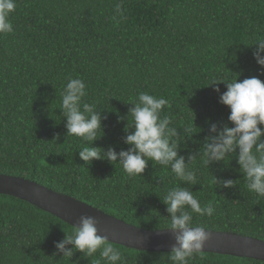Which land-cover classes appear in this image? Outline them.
Returning <instances> with one entry per match:
<instances>
[{
  "label": "trees",
  "instance_id": "trees-1",
  "mask_svg": "<svg viewBox=\"0 0 264 264\" xmlns=\"http://www.w3.org/2000/svg\"><path fill=\"white\" fill-rule=\"evenodd\" d=\"M13 31L0 34V174L36 182L74 197L126 224L164 230L170 214L162 198L178 184L193 192L212 217L192 213L193 225L264 241V198L246 188L235 154L210 164L199 158L209 122L232 126L211 78L225 83L264 72L253 52L264 38V0H15ZM80 78L104 119L92 145L67 137L59 109L67 78ZM221 93L226 84H219ZM146 92L165 98L180 135L179 155H196L197 183L184 184L170 168L149 162L142 176L118 163L87 165L83 147L128 150L125 127L131 105ZM129 116V117H128ZM191 126L193 135L184 130ZM102 133L98 136L100 138ZM59 137V139H57ZM215 178L237 182L222 189ZM73 227L14 197L0 195V264H91L82 253L63 257L55 242ZM123 264H172L170 253L120 245ZM72 248V245H68ZM97 253L91 259L94 261ZM188 264H264L200 253Z\"/></svg>",
  "mask_w": 264,
  "mask_h": 264
},
{
  "label": "clouds",
  "instance_id": "clouds-1",
  "mask_svg": "<svg viewBox=\"0 0 264 264\" xmlns=\"http://www.w3.org/2000/svg\"><path fill=\"white\" fill-rule=\"evenodd\" d=\"M15 8V0H0V34L13 31L10 18ZM254 46L258 48L253 56L264 69V38L257 39ZM261 74L264 75V72ZM222 83L227 87L223 93L218 87ZM208 87H213L219 94V103L230 109L228 120L232 126L221 128L220 124L209 122V135L199 158L209 168L210 164L225 163L230 154H235L234 159L243 174L247 191L257 199L264 198V82L256 76L227 83L222 78L213 77ZM87 95L85 82L69 76L59 109L67 121V137L74 136L92 145L104 135V117L96 111L94 103L84 102ZM168 103L165 98L139 93L129 111L131 122L128 120L124 129L127 133L124 143L129 146L128 150L117 153L111 147L107 150L83 147L78 153L80 159L87 165L101 160L113 165L118 163L132 177L142 176L149 162H153L154 166L170 168L178 181L195 185L197 174L192 165L198 157L190 154L186 161L184 156L179 155L182 135L171 126L172 121L167 115L161 116ZM184 134L187 137L193 135L191 126L184 130ZM215 182L222 189H234L238 181L215 178ZM161 200L170 214L168 230L175 234L176 241L168 257L172 264H188L189 259L202 253L212 239L205 227L193 225L192 213L212 217L215 209L211 206L202 208L193 192L179 184L169 189ZM72 232L54 245L64 258H72L75 252H79L83 254L81 258L90 259L91 264H123L120 251L107 237L99 234L98 221L94 217L81 216L79 225L73 226ZM97 253L99 256L93 261L91 258Z\"/></svg>",
  "mask_w": 264,
  "mask_h": 264
},
{
  "label": "water",
  "instance_id": "water-1",
  "mask_svg": "<svg viewBox=\"0 0 264 264\" xmlns=\"http://www.w3.org/2000/svg\"><path fill=\"white\" fill-rule=\"evenodd\" d=\"M0 195L25 201L70 226H78L81 216L98 221L99 234L115 245L149 253H171L175 234L168 229L145 230L118 220L74 197L57 193L20 177L0 174ZM202 253L251 259L264 263V241L234 233L214 232Z\"/></svg>",
  "mask_w": 264,
  "mask_h": 264
}]
</instances>
